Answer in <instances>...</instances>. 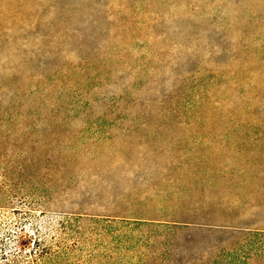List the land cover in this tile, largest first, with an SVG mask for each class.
Returning a JSON list of instances; mask_svg holds the SVG:
<instances>
[{
  "label": "rangeland",
  "instance_id": "obj_1",
  "mask_svg": "<svg viewBox=\"0 0 264 264\" xmlns=\"http://www.w3.org/2000/svg\"><path fill=\"white\" fill-rule=\"evenodd\" d=\"M0 264H264V0H0Z\"/></svg>",
  "mask_w": 264,
  "mask_h": 264
}]
</instances>
